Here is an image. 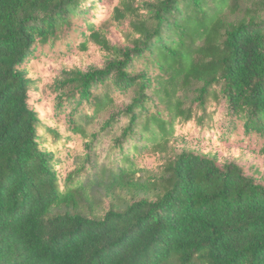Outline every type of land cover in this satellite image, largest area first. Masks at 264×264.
Wrapping results in <instances>:
<instances>
[{
    "label": "trees",
    "instance_id": "trees-1",
    "mask_svg": "<svg viewBox=\"0 0 264 264\" xmlns=\"http://www.w3.org/2000/svg\"><path fill=\"white\" fill-rule=\"evenodd\" d=\"M0 264H264V0H0Z\"/></svg>",
    "mask_w": 264,
    "mask_h": 264
},
{
    "label": "rangeland",
    "instance_id": "rangeland-1",
    "mask_svg": "<svg viewBox=\"0 0 264 264\" xmlns=\"http://www.w3.org/2000/svg\"><path fill=\"white\" fill-rule=\"evenodd\" d=\"M74 22H76L74 20ZM83 29L81 22L79 24H75L73 26L65 27L64 31L61 35L60 39H55L54 41H49L45 44H37L35 49L36 55H47V56H58L61 53L73 52L75 51V42L77 40L78 32L76 29ZM99 61L92 62L91 65H98ZM88 66L86 64L82 65L83 69H86ZM60 70V69H58ZM57 70V71H58ZM116 95V94H115ZM118 107H121L126 101L127 98L122 95H116ZM62 106L63 108H70V103L65 98H62ZM78 110L86 113H90L92 108H89L86 103L80 105ZM64 117V116H61ZM106 115H101L95 119V122L92 125V129L96 130L103 119H105ZM234 136H232L230 141H225V146L227 147V152L221 155L222 162H235L237 163L244 171V173L248 174V162L246 158L238 155L237 152L234 151L235 148L242 147L246 151H251L253 149H257L261 143L263 142L262 138H259L255 135H251L250 137H246L242 133V129L240 127L234 128ZM109 143V137H101L97 144V151L99 156L102 157L104 155V151Z\"/></svg>",
    "mask_w": 264,
    "mask_h": 264
}]
</instances>
